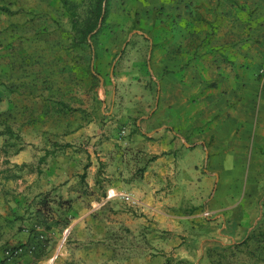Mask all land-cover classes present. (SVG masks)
I'll return each instance as SVG.
<instances>
[{
	"label": "crops",
	"instance_id": "obj_1",
	"mask_svg": "<svg viewBox=\"0 0 264 264\" xmlns=\"http://www.w3.org/2000/svg\"><path fill=\"white\" fill-rule=\"evenodd\" d=\"M172 42L163 89L152 103L147 94L133 102L126 97L119 105L126 116L109 117L105 91L94 105L71 83L68 95L58 85L54 102L29 91L0 97V115L10 124L15 118L26 123L31 110L54 118L53 125L10 126L22 139L17 145L0 133V264H208V248L225 241L237 248L262 223L260 216L252 221L246 193L238 198V179L230 193L225 169L231 159L226 143L237 133L236 108L228 113L238 81H228L222 72L229 67L215 52L189 62ZM148 83L132 89L146 91ZM238 85L246 105L251 84ZM69 103L74 113L66 116ZM204 155L211 159L207 168ZM125 196L137 205L129 206Z\"/></svg>",
	"mask_w": 264,
	"mask_h": 264
},
{
	"label": "rangeland",
	"instance_id": "obj_2",
	"mask_svg": "<svg viewBox=\"0 0 264 264\" xmlns=\"http://www.w3.org/2000/svg\"><path fill=\"white\" fill-rule=\"evenodd\" d=\"M65 1L67 5L63 0H0V97L29 91L34 97L48 94L54 102L58 85H65L68 95L71 83L80 85L94 105L100 92L105 91L109 117L121 113L126 116V109L119 107L126 97L133 102L147 94L152 103L158 96L157 88L163 89L167 73L164 66L170 60L167 49L172 40L179 46L178 51H186L183 57L173 53L175 60L181 57L193 62L215 52L216 60L229 67L221 71L229 74L228 81H233L234 76L238 81L237 94L239 83L251 84L245 87L251 101L244 105L240 101L244 97L236 94L234 102L229 103L231 117L236 108L237 125V133L233 131L232 141L226 143V150L231 152L225 167L232 183L229 192H235L238 179V198L246 193L248 201H252L246 205L252 211V221L258 216L259 220L264 218V26L258 27L264 21L260 16L264 0H106L104 21L87 42L81 39L79 29L91 16L96 0ZM73 21L78 22L76 28ZM145 80L149 81L146 91L132 89ZM208 87L215 90L216 84ZM228 87L229 84L223 90ZM241 89L244 91V86ZM71 105L75 104H65L66 116L74 113ZM216 106L222 108L224 104L217 102ZM29 112L26 123L23 118H15L16 122L10 124L0 115V133L7 132L13 145L22 139L14 131L11 133L10 126L16 130L25 124H54L50 112L44 114L48 119ZM199 126L205 127L203 122ZM203 160V168L209 167L211 159L204 155ZM221 188L227 194L228 182ZM213 200L219 201L218 194ZM235 257L241 259L235 263ZM206 260L208 264H264V252L256 249L252 241L237 248L225 241V245L208 248ZM171 263L184 264L174 259ZM191 264L205 263L195 259Z\"/></svg>",
	"mask_w": 264,
	"mask_h": 264
},
{
	"label": "trees",
	"instance_id": "obj_3",
	"mask_svg": "<svg viewBox=\"0 0 264 264\" xmlns=\"http://www.w3.org/2000/svg\"><path fill=\"white\" fill-rule=\"evenodd\" d=\"M105 1L106 0H96L94 10L91 12V16L88 17L81 28L79 29L81 34V39L84 42H87V39L92 35V33L97 29L99 23H102L104 21V7H105ZM64 5H67V2L63 0ZM72 24L74 25V28H76L78 22L73 21ZM263 216H264V210H263ZM264 218L262 220V223L256 228V230L252 231L251 234L245 238L243 243H247L248 241H252L254 244H256V249H261L264 252V229H260L261 225H264ZM260 238V239H259Z\"/></svg>",
	"mask_w": 264,
	"mask_h": 264
},
{
	"label": "built area",
	"instance_id": "obj_4",
	"mask_svg": "<svg viewBox=\"0 0 264 264\" xmlns=\"http://www.w3.org/2000/svg\"><path fill=\"white\" fill-rule=\"evenodd\" d=\"M124 201H125L126 203H128V205L131 206V207H134V206L137 205V202H136L134 199H132L131 197H129V196H125V197H124ZM205 216L208 217L207 214H206Z\"/></svg>",
	"mask_w": 264,
	"mask_h": 264
}]
</instances>
